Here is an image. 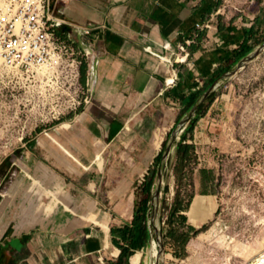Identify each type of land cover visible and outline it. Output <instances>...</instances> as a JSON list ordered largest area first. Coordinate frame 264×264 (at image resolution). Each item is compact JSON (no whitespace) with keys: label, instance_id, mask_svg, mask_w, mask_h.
<instances>
[{"label":"crops","instance_id":"0c3cea01","mask_svg":"<svg viewBox=\"0 0 264 264\" xmlns=\"http://www.w3.org/2000/svg\"><path fill=\"white\" fill-rule=\"evenodd\" d=\"M52 10L64 21L61 37L80 50L92 43L98 55L91 99L67 124L32 134L0 160V264H115L122 253L115 230L147 197L164 142L186 108L254 51L264 0H52ZM197 25L194 70L153 55L172 58ZM170 78L175 84L167 86ZM204 105L208 99L175 140L165 170L180 141L197 153L213 141L219 121ZM192 201L196 215L215 211L206 194Z\"/></svg>","mask_w":264,"mask_h":264},{"label":"rangeland","instance_id":"374dc122","mask_svg":"<svg viewBox=\"0 0 264 264\" xmlns=\"http://www.w3.org/2000/svg\"><path fill=\"white\" fill-rule=\"evenodd\" d=\"M263 44L264 30L252 50ZM83 69L78 81L55 79L47 93L29 89L22 77L0 84V160L32 134L67 124L82 100ZM216 81L219 86L208 100L213 109L204 105L202 112L208 108L207 115L218 119V132L199 153H192L182 171L171 168L178 164L176 158L168 162L159 224L167 221L178 187L194 199L206 194L216 208L206 216L188 211L186 230L190 221L196 226L191 224L194 229L182 256L175 255L179 246L174 238L162 235L165 264H248L264 250V52L231 78L218 76ZM155 243L144 250L143 264H159Z\"/></svg>","mask_w":264,"mask_h":264},{"label":"built area","instance_id":"2783aa9c","mask_svg":"<svg viewBox=\"0 0 264 264\" xmlns=\"http://www.w3.org/2000/svg\"><path fill=\"white\" fill-rule=\"evenodd\" d=\"M63 22L53 17L52 0H0V84L5 79L22 77L29 82V89L47 93L55 79L78 81L85 68L83 96L78 106L89 103L93 61L98 55L94 53L92 43L80 50L61 37L56 28ZM197 30L191 40L177 44L172 58L154 52L153 55L173 69L181 65L194 70L191 46L201 36V25H197ZM164 50H171L170 43L164 45ZM174 84L175 78L166 80L167 86ZM14 101L18 99L14 97ZM99 263L105 264L104 259L100 258ZM248 264H264V251Z\"/></svg>","mask_w":264,"mask_h":264},{"label":"trees","instance_id":"16d2710c","mask_svg":"<svg viewBox=\"0 0 264 264\" xmlns=\"http://www.w3.org/2000/svg\"><path fill=\"white\" fill-rule=\"evenodd\" d=\"M83 76L85 77V68L83 69ZM213 95L215 94L209 95L207 99H211ZM191 107V105L188 106L185 111L189 112ZM186 131L182 134V138H184ZM170 136L171 133L163 144V150H165ZM193 152H195L194 145L184 144L182 141H180L177 145L176 155L178 164L176 165L175 169H177L178 171H182L186 166V161L190 159ZM161 159L162 155L157 159V165H159ZM155 175L156 171L151 177L149 188L145 187V192H147L148 195L138 207L133 221L125 227L115 230V242L122 249V253L117 263L115 264H129V259L133 255L135 256L142 249H147L151 246L152 241H156V233L153 223V204L150 202L152 198L151 185L154 181ZM180 179L181 177L177 181H179ZM193 197L194 195L190 193L186 195L182 194L180 187H178L175 193L174 201L171 204L168 219L163 226L161 225V232L163 237L174 238L175 244L179 246L177 248V252L175 253L176 257L182 256L181 249L186 246L190 238V231L194 229L192 225H188V230H186L185 228L186 222L188 220V215L186 212H188L190 208ZM163 207L164 206L160 202V216L162 215L161 212ZM160 223L162 224L161 217ZM117 234H119L118 236L120 240H116ZM121 240L124 242V244L120 243Z\"/></svg>","mask_w":264,"mask_h":264},{"label":"water","instance_id":"95a60500","mask_svg":"<svg viewBox=\"0 0 264 264\" xmlns=\"http://www.w3.org/2000/svg\"><path fill=\"white\" fill-rule=\"evenodd\" d=\"M264 52V44L259 47L257 50L253 51L251 54H249L247 57H245L242 61L239 62V64L236 66L235 69L232 71L220 76L221 80H227L231 78L239 69L245 67L247 64L253 61V59L259 55H261ZM219 86V81H214L209 88L204 92V94L201 96L199 101L195 104V106L189 111V113L186 115V117L179 123V125L176 127V129L173 131V133L170 136V139L168 141V144L164 150V153L162 155V159L158 165L157 174L155 177V192H154V199L152 201L153 204V223H154V230L156 233V242L159 247V256L160 260L158 261L159 264H165V251L162 244V232H161V226H160V213H159V206H160V198L162 194L163 189V183H164V172H165V166L166 162L169 159L171 150L173 148V145L175 143V140L178 138L180 133L182 132L183 128L188 124V122L196 115L198 109L206 99L209 97V95L216 90V88ZM159 220V221H158Z\"/></svg>","mask_w":264,"mask_h":264},{"label":"bare ground","instance_id":"6f19581e","mask_svg":"<svg viewBox=\"0 0 264 264\" xmlns=\"http://www.w3.org/2000/svg\"><path fill=\"white\" fill-rule=\"evenodd\" d=\"M152 243V242H151ZM156 245L154 244V248L156 249V247H155ZM238 246H236V248H237ZM149 248V247H148ZM262 251H264V250H262ZM261 251V252H262ZM261 252H259V253H261ZM150 253V252H149ZM258 253V254H259ZM156 254H157V251L155 250L154 252H153V256H156ZM257 254V255H258ZM255 257V256H254ZM253 257V258H254ZM140 258H141V253L139 252L138 254H136L134 257H132V259H131V261H132V264H139L140 263Z\"/></svg>","mask_w":264,"mask_h":264}]
</instances>
